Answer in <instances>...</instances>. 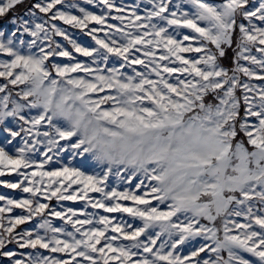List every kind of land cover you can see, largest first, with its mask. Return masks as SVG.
I'll return each mask as SVG.
<instances>
[{
    "label": "snow or ice",
    "instance_id": "6c2138e0",
    "mask_svg": "<svg viewBox=\"0 0 264 264\" xmlns=\"http://www.w3.org/2000/svg\"><path fill=\"white\" fill-rule=\"evenodd\" d=\"M0 264H264V0H0Z\"/></svg>",
    "mask_w": 264,
    "mask_h": 264
}]
</instances>
